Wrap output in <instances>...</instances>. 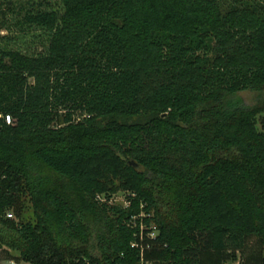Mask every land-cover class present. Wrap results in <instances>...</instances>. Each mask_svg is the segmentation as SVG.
Here are the masks:
<instances>
[{
    "label": "trees",
    "instance_id": "obj_1",
    "mask_svg": "<svg viewBox=\"0 0 264 264\" xmlns=\"http://www.w3.org/2000/svg\"><path fill=\"white\" fill-rule=\"evenodd\" d=\"M26 19L49 45L0 47V264H264V103L239 98L264 94V14L62 0Z\"/></svg>",
    "mask_w": 264,
    "mask_h": 264
},
{
    "label": "rangeland",
    "instance_id": "obj_2",
    "mask_svg": "<svg viewBox=\"0 0 264 264\" xmlns=\"http://www.w3.org/2000/svg\"><path fill=\"white\" fill-rule=\"evenodd\" d=\"M222 7H246L257 10L264 14V3L258 0H218ZM243 4L245 6H239ZM62 0H0V47L3 49H14L23 53H40L49 45V34L36 27H32L27 22L29 13L38 11L61 10ZM243 105L255 107L264 103V94L251 91L243 92L239 95ZM0 119H2L0 117ZM264 115L259 117L258 128L264 132ZM120 186V183H118ZM128 191L120 190L111 194L110 203L128 208ZM106 198H104V201ZM25 211L23 214L24 223H35L33 208L28 199H25ZM142 215V214H141ZM141 215L135 218L140 221ZM141 227V221H140ZM17 257V253H12ZM3 264H17L16 261H6ZM20 264H30L22 262Z\"/></svg>",
    "mask_w": 264,
    "mask_h": 264
},
{
    "label": "built area",
    "instance_id": "obj_3",
    "mask_svg": "<svg viewBox=\"0 0 264 264\" xmlns=\"http://www.w3.org/2000/svg\"><path fill=\"white\" fill-rule=\"evenodd\" d=\"M7 122L8 123H10V118L8 117V119H7ZM127 204H128V206L130 207V205H131V203H130V201L129 200H127ZM145 215L144 214H142L141 215V218H143ZM8 217L9 218H12L13 216L11 215V214H9L8 215ZM152 229H153V233L150 235L152 238H155V236H156V227H152Z\"/></svg>",
    "mask_w": 264,
    "mask_h": 264
}]
</instances>
